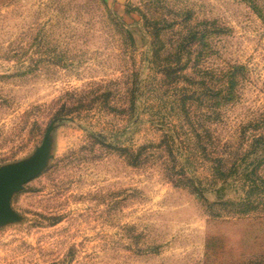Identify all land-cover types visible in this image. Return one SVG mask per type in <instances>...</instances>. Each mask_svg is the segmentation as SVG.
<instances>
[{
    "label": "rangeland",
    "instance_id": "rangeland-1",
    "mask_svg": "<svg viewBox=\"0 0 264 264\" xmlns=\"http://www.w3.org/2000/svg\"><path fill=\"white\" fill-rule=\"evenodd\" d=\"M37 160L0 264H264V0H0V173Z\"/></svg>",
    "mask_w": 264,
    "mask_h": 264
},
{
    "label": "water",
    "instance_id": "water-1",
    "mask_svg": "<svg viewBox=\"0 0 264 264\" xmlns=\"http://www.w3.org/2000/svg\"><path fill=\"white\" fill-rule=\"evenodd\" d=\"M46 149V142L43 143L39 156H41ZM39 168V160L36 161L35 166L28 172H22L21 170H7L0 173V218L3 216L2 202L10 195V193L24 183L29 181L37 172Z\"/></svg>",
    "mask_w": 264,
    "mask_h": 264
}]
</instances>
